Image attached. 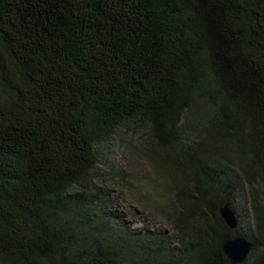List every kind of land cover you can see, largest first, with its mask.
Here are the masks:
<instances>
[{"label":"trees","instance_id":"16d2710c","mask_svg":"<svg viewBox=\"0 0 264 264\" xmlns=\"http://www.w3.org/2000/svg\"><path fill=\"white\" fill-rule=\"evenodd\" d=\"M115 146L172 182V234L120 210ZM235 237L264 264V0H0V264H232Z\"/></svg>","mask_w":264,"mask_h":264},{"label":"rangeland","instance_id":"374dc122","mask_svg":"<svg viewBox=\"0 0 264 264\" xmlns=\"http://www.w3.org/2000/svg\"><path fill=\"white\" fill-rule=\"evenodd\" d=\"M110 161L126 173L127 180L112 186L113 196L120 199V210L130 216L132 226H148L172 234L171 228L161 217L162 207L175 205L174 188L157 163L142 156H133L115 146L110 151ZM248 232V225L242 224Z\"/></svg>","mask_w":264,"mask_h":264},{"label":"water","instance_id":"95a60500","mask_svg":"<svg viewBox=\"0 0 264 264\" xmlns=\"http://www.w3.org/2000/svg\"><path fill=\"white\" fill-rule=\"evenodd\" d=\"M218 211L225 224L229 228L234 229L237 222L233 211L227 205L221 206ZM221 249L230 263L239 264L246 259L251 246L246 240L235 237L222 243Z\"/></svg>","mask_w":264,"mask_h":264}]
</instances>
